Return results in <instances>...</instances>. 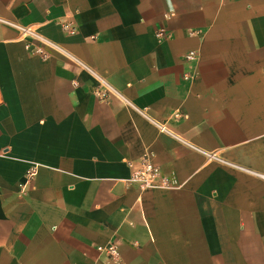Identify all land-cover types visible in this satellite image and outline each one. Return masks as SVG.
<instances>
[{"label": "crops", "instance_id": "obj_1", "mask_svg": "<svg viewBox=\"0 0 264 264\" xmlns=\"http://www.w3.org/2000/svg\"><path fill=\"white\" fill-rule=\"evenodd\" d=\"M145 154L179 186L130 182ZM252 172L264 0H0V264H264Z\"/></svg>", "mask_w": 264, "mask_h": 264}, {"label": "built area", "instance_id": "obj_2", "mask_svg": "<svg viewBox=\"0 0 264 264\" xmlns=\"http://www.w3.org/2000/svg\"><path fill=\"white\" fill-rule=\"evenodd\" d=\"M10 24H13L9 22ZM65 27H69L67 24ZM25 32L29 34V37L32 38H37L39 39L42 44L45 46H49L51 48H56L54 44L51 42H48L46 39L41 38L36 32L30 29H24ZM159 36H165L164 30H161L159 32ZM36 52L42 54L43 56L47 57L48 53L45 52V50L38 46L35 48ZM185 59L187 60H194L196 58V52L193 50L188 51L185 54ZM112 94H115L114 91L106 85L105 82L102 81V83L99 85L97 89V95L99 99L103 101H107ZM161 131L168 133V134H173V132L168 129L166 126H163L162 124L155 122ZM211 157L214 159L226 163L223 159L220 157L211 154ZM130 165L133 167L130 182L136 183L140 186L141 189L146 190V189H170L174 187H178L179 184L174 176H171L169 174H166L162 171L161 167L156 164L152 156L150 154H145L139 164L135 165L130 162ZM36 173V168H30L27 172V178L28 180L32 179ZM253 175L256 177L260 178L261 180L264 181V173H256L252 172ZM98 250L104 254L105 259H104V264H115L118 262L121 256V251L119 244L116 241H110L107 244L104 245H99Z\"/></svg>", "mask_w": 264, "mask_h": 264}]
</instances>
